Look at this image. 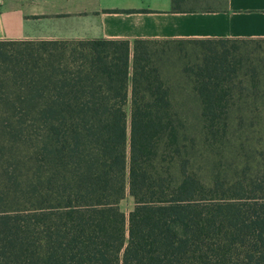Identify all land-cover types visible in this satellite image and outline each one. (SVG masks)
I'll list each match as a JSON object with an SVG mask.
<instances>
[{"label": "trees", "instance_id": "trees-1", "mask_svg": "<svg viewBox=\"0 0 264 264\" xmlns=\"http://www.w3.org/2000/svg\"><path fill=\"white\" fill-rule=\"evenodd\" d=\"M245 41L264 38L0 39V264H264V156L210 164L257 108L238 74L264 86Z\"/></svg>", "mask_w": 264, "mask_h": 264}, {"label": "crops", "instance_id": "crops-1", "mask_svg": "<svg viewBox=\"0 0 264 264\" xmlns=\"http://www.w3.org/2000/svg\"><path fill=\"white\" fill-rule=\"evenodd\" d=\"M97 37L264 38V0H0V39Z\"/></svg>", "mask_w": 264, "mask_h": 264}, {"label": "rangeland", "instance_id": "rangeland-1", "mask_svg": "<svg viewBox=\"0 0 264 264\" xmlns=\"http://www.w3.org/2000/svg\"><path fill=\"white\" fill-rule=\"evenodd\" d=\"M239 45L242 49L250 50V53H248L249 55H259L262 57L264 55V42L262 41L258 42V44H256L255 41H245L240 42ZM240 74L241 73H239L238 76L242 79L240 82V86L242 87L239 89L236 88L233 91V97L241 96L246 99L247 96L249 100L256 99L255 103L257 108L253 110L251 106H247L246 108V105L240 110H237L235 107L232 108L226 119L225 135L223 139L215 143L216 147L214 146L212 149L210 164L214 167L213 172L214 170H218V172L224 173L226 177L237 176L240 174V170L246 164V161H257L264 156V109L260 104L261 100L257 99L260 97L264 99V91H261L264 89V86L260 84L257 90H254V93H249L247 90L252 89H250V86H247L249 83L246 81V75ZM246 86L248 87L247 90ZM260 94L263 96H259ZM173 96L176 99H186L184 101L188 103V106L185 105V109L181 111L187 127L186 130H197L200 121L194 107L195 100L193 94L189 91L188 86H185L184 89L179 92H175ZM192 161L194 167L197 166V164L202 166L197 172H199V174H205L207 165H204V163L206 161L201 157L197 158V156L192 158ZM118 206L124 213H127L132 206L131 196L125 193L119 200Z\"/></svg>", "mask_w": 264, "mask_h": 264}]
</instances>
